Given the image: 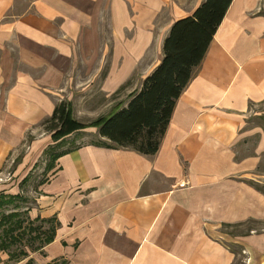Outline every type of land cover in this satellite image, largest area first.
Instances as JSON below:
<instances>
[{"label": "crops", "instance_id": "0c3cea01", "mask_svg": "<svg viewBox=\"0 0 264 264\" xmlns=\"http://www.w3.org/2000/svg\"><path fill=\"white\" fill-rule=\"evenodd\" d=\"M89 1L91 12L65 0H31L25 12L14 13L17 0H0V176L15 178L10 194L25 193L20 186L40 161H49L45 152L60 143L43 124L59 103L71 104L75 97L70 87L78 74L72 67L86 29L105 13L110 40L89 61L106 60L110 66L100 85L109 97L145 62L143 83L161 62L151 68L148 50L162 49L173 23L204 2ZM165 13L167 21L160 23ZM34 48L65 59L67 71ZM83 63L89 64L87 58ZM86 76L76 88L84 112L96 107L90 95L97 75ZM135 93H128L124 107ZM261 102L264 0H233L177 100L154 156L85 143L91 138L110 143L100 139L97 128L81 131L83 145L76 141L60 151L71 145V135L55 148L61 155L46 167L47 179L26 192L32 195L26 210L33 220L55 219L58 228L54 241L29 259L37 264H233L234 250L241 248L246 264H264V227L225 231V226L264 224V132L245 130L251 106ZM252 135L258 137L252 153L240 157L237 145Z\"/></svg>", "mask_w": 264, "mask_h": 264}, {"label": "trees", "instance_id": "16d2710c", "mask_svg": "<svg viewBox=\"0 0 264 264\" xmlns=\"http://www.w3.org/2000/svg\"><path fill=\"white\" fill-rule=\"evenodd\" d=\"M233 0H204L191 16L173 23L162 47L163 58L156 69L143 81L140 91L133 94L126 107H120L112 115L99 118L94 123L82 125L72 117V106L62 101L51 118L43 124L47 133H53L60 143L45 152L50 166L60 157L54 153L64 138L88 127L98 129L100 139L93 143L109 148L132 149L145 156H154L171 121L180 95L201 66L209 46L224 20ZM125 87H121V92ZM25 180L24 184H27ZM19 200L26 206L29 199L20 195L7 197L0 194V209ZM11 212L0 216V253H6V264H37L29 259L31 254L42 252L55 239L58 223L55 219H31L26 207L23 212ZM234 228V226H225ZM15 248V250H12ZM49 264H66L53 261Z\"/></svg>", "mask_w": 264, "mask_h": 264}, {"label": "rangeland", "instance_id": "374dc122", "mask_svg": "<svg viewBox=\"0 0 264 264\" xmlns=\"http://www.w3.org/2000/svg\"><path fill=\"white\" fill-rule=\"evenodd\" d=\"M69 2L70 4L74 5L75 7L79 8L80 10H84L87 12L93 11L94 4L92 1L89 0H65ZM18 6L16 7V10L14 13H23L25 10L29 7L31 0H17ZM20 8V9H17ZM100 16L102 13L100 12ZM104 19L99 22L98 24H94L91 28L86 29L79 41V44L77 45V57H78V64L76 66H73V74H78V76L72 78L71 81V87L70 90L72 91V95L75 97L72 99L71 106H72V117L82 125H90L94 123L99 118H106L112 115L116 110H118L120 107H124V105L127 102L128 93L138 92L142 87V71L147 66L145 65V62L138 66L136 72L132 75L131 79L126 83L122 89L121 92L117 94H113L112 96L107 97L103 93L100 92V85L102 82V79L105 77L109 70V65L106 64V60L103 64L97 65L95 62H90V59H96L97 56L100 55L101 47H98L101 44H105L109 42L110 36H109V30H108V22H106L105 19V13H103ZM101 18V17H100ZM168 13L162 14L159 18V22L162 23L164 21H167ZM101 20V19H100ZM35 51L38 52V54L42 55L47 59V61L54 64L56 67L61 69L62 71H67L68 69V62L56 56L52 51L50 50H42V49H36ZM108 50L105 52L107 53ZM148 56L150 58V61H152L151 68L154 67L158 62H160L163 58L162 55V49L159 47H156L153 45L151 49L148 50ZM106 57H108L106 55ZM85 58H87V61L89 64L83 63V60L85 61ZM148 58V60H149ZM86 74H96L97 75V81L95 80V85L91 90V103H93L92 111H83V98H81V101H79V91H76V88L83 86V81L85 82L87 77ZM91 81V80H90ZM89 81V82H90ZM88 82V83H89ZM128 86V88L126 87ZM82 88V87H81ZM78 97V98H76ZM81 102V103H80ZM93 129V127H88L87 130L90 131ZM255 129H261L264 132V102L254 104L251 106V109L249 113L246 116V127L245 130H252ZM44 130V129H43ZM86 130V129H85ZM45 131V130H44ZM83 132V131H82ZM80 132L78 134H74L67 140L68 143H70V146L63 147L62 150H67L75 146V142L77 144L83 145V133ZM47 133V132H46ZM50 134V133H48ZM257 136H250V138L243 139L239 144L237 145V153L240 157L249 155L252 153V150L254 146L257 143ZM98 139L91 138L85 143H96ZM50 161H47L45 163H42V161L39 162L38 167L33 174L30 176V181L28 184H24V186H20L24 190L21 192V194H18L26 199L31 200L32 195L27 194L30 189H35L37 187V184L45 181L47 179V176L45 175V171H48L46 167L48 168ZM262 170L264 171V165L262 166ZM0 194L4 193L2 190L5 189V191L8 193L6 194L7 197H15L17 194H10L16 189V184L13 183L15 178H13L12 174L6 173L3 174V176H0ZM264 181V178L262 179ZM264 188V185H261ZM29 187V188H28ZM32 187V188H31ZM26 207V206H25ZM23 204L20 203L19 200H14V204L4 208L0 209V216L3 214H9L11 212H23V208H25ZM264 227V224H249L247 226H244L243 228H227L225 231L227 233L231 234H239V233H245L248 232L250 228L261 230ZM12 250H15L13 248ZM235 261L233 264H246L247 257L244 255V252L241 248H235ZM8 260V255L6 253H0V264H4ZM40 261V259H38ZM13 264V263H10ZM20 264H26V262H22Z\"/></svg>", "mask_w": 264, "mask_h": 264}, {"label": "built area", "instance_id": "2783aa9c", "mask_svg": "<svg viewBox=\"0 0 264 264\" xmlns=\"http://www.w3.org/2000/svg\"><path fill=\"white\" fill-rule=\"evenodd\" d=\"M1 181V180H0Z\"/></svg>", "mask_w": 264, "mask_h": 264}]
</instances>
